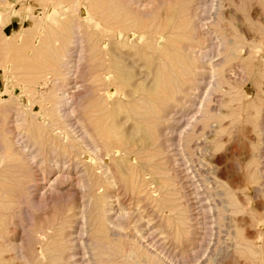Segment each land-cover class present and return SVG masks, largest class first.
<instances>
[{
    "label": "rangeland",
    "instance_id": "rangeland-1",
    "mask_svg": "<svg viewBox=\"0 0 264 264\" xmlns=\"http://www.w3.org/2000/svg\"><path fill=\"white\" fill-rule=\"evenodd\" d=\"M0 149V264H264V0H0Z\"/></svg>",
    "mask_w": 264,
    "mask_h": 264
},
{
    "label": "bare ground",
    "instance_id": "bare-ground-1",
    "mask_svg": "<svg viewBox=\"0 0 264 264\" xmlns=\"http://www.w3.org/2000/svg\"><path fill=\"white\" fill-rule=\"evenodd\" d=\"M202 3V2H201ZM183 4H185L184 2H183ZM181 6V5H180ZM77 7H79L78 5L76 6V9H77ZM187 7H188V5H187ZM187 7H184V8H187ZM202 7V6H201ZM206 8V7H205ZM174 9V8H173ZM182 9H183V7H182ZM182 9H180L181 11H183ZM205 11V10H204ZM75 12H77L76 10H75ZM185 13V12H184ZM76 15H78V14H76ZM183 15V14H182ZM189 15V14H188ZM185 16V15H184ZM184 16H183V18H184ZM171 18H172V16H171ZM186 18H187V15H186ZM186 18H184L186 21H187V19ZM169 19H170V17H169ZM181 19H182V16H181ZM180 18H178V21L179 20H181ZM183 19V20H184ZM190 20V19H189ZM80 21V20H79ZM79 21H76V22H78L79 23ZM176 21V20H175ZM182 21V20H181ZM181 21H179V22H181ZM75 22V24H74V30L78 27ZM116 22V21H115ZM188 22V21H187ZM192 22V21H191ZM190 22V23H191ZM81 23V22H80ZM183 23V22H182ZM195 23V22H194ZM184 24H187V23H184ZM177 25H180V24H177ZM184 26V25H183ZM76 27V28H75ZM192 27H194V26H192ZM192 27H191V31L193 30L192 29ZM185 28H187V27H185ZM71 29H72V27H71ZM178 29H181L180 28V26L177 28V30ZM195 29V28H194ZM76 30H78V29H76ZM187 30H189L190 31V29H187ZM176 31V30H175ZM181 30H178V32L179 33H181V35L183 36V31L182 32H180ZM77 32V31H76ZM177 32V31H176ZM175 32V33H176ZM215 32V31H214ZM74 34L75 35H77L76 33H74L73 32V36H74ZM177 34V33H176ZM186 36L185 37H187L188 35L186 34V33H184ZM193 34V33H192ZM79 36V33H78V35H77V37ZM198 36V35H197ZM192 37H194V36H192ZM204 37V36H203ZM180 38H181V36H180ZM81 39V38H80ZM188 39V38H187ZM75 40V39H74ZM79 40V39H78ZM189 40V42H190V39H188ZM72 41V45L70 44L69 46H72L71 48H69V49H65V53H66V55H64V57H63V60H62V62L60 63V67L62 68H65V70H64V72H59V73H56L55 74V79H47L46 81H48V80H52L53 81V83H54V85H52L53 86V91L50 93V95H49V97H48V99H47V101H46V103H38L39 104V112H37L35 115H33L34 116V118L32 117V119H37L38 120V122H37V127H38V132L40 133V140H41V138H42V136L45 134H43V132H42V127L44 126V125H47V126H49L50 128H51V130H53V131H58V132H60L59 131V126H58V123H56L55 124V121H56V119L54 120V122H51L50 121V123H48L49 121L46 119L47 118V112H46V110H48V111H50V112H52V114L53 113H55V114H57V113H63L64 115H62L63 117H67V118H69L70 116H72L73 114H75V111H74V96L76 95H73V93L72 94H70V90H69V84L70 83H72V79H74L75 78V76L77 75H75V73H76V69L78 68V64H79V60H80V57H77V55H76V50L77 49H79L80 47V45H79V43H80V40L78 41V43L76 44V45H79L78 47L79 48H76L77 46L75 45V43H76V40L75 41H73V40H71ZM170 41H173V40H170ZM223 41H225L224 39H223ZM176 42V41H175ZM174 42V43H175ZM181 44H183L184 45V48H185V46H186V44H184L185 42H184V39H182L181 40ZM227 42V41H226ZM172 43V42H171ZM168 44H170V43H168ZM228 44H229V41H228ZM178 45L180 46V43L178 42ZM182 45V46H183ZM82 46V45H81ZM193 46V45H192ZM192 46H190L191 47V49L192 50H194L193 48H192ZM181 47V46H180ZM193 47H195V46H193ZM225 47V46H224ZM183 48V47H182ZM200 48V47H199ZM228 48H230V47H228ZM160 49H163V48H160ZM189 49V48H188ZM80 50V52H81V48L79 49ZM191 50V51H192ZM196 50V49H195ZM200 50V49H199ZM84 51V50H83ZM190 51V49H189V51H187V52H191ZM197 51V50H196ZM201 51V50H200ZM231 51V50H230ZM229 51V52H230ZM60 52V51H59ZM157 52H159L158 54H160L161 55V52L159 51V50H157ZM174 52H175V54H174ZM186 52V53H187ZM226 52V51H225ZM228 52V53H229ZM20 53V52H19ZM62 53V52H61ZM193 53H195L194 51H193ZM197 53H199V51L197 52ZM196 53V54H197ZM201 53V52H200ZM199 53V54H200ZM204 53V52H203ZM209 53V52H208ZM79 54V53H78ZM82 54V53H81ZM93 54V53H92ZM158 54H157V56H158ZM227 54V53H226ZM231 54V52L227 55V56H229ZM62 55V54H61ZM188 55H190V56H192V52H191V54H188ZM208 55V54H207ZM199 56V55H198ZM202 56H204V55H202ZM206 56V55H205ZM226 56V55H225ZM232 56V58H233V55L231 54L229 57H231ZM60 57V56H59ZM83 57V56H82ZM172 57H173V60L175 61V63H177V64H181V65H184V63H185V61H184V59H182L181 58V56L179 55V51L178 50H176V51H174V49L172 50ZM189 57V56H188ZM200 57H201V55H200ZM228 57V58H229ZM61 58V57H60ZM92 58V57H91ZM97 58V57H96ZM192 58V57H191ZM194 58V57H193ZM197 58V57H196ZM78 59V60H77ZM94 59H95V57H94ZM240 59V58H239ZM59 60V59H58ZM203 60V59H202ZM224 60H226V59H224ZM227 60H229V59H227ZM233 60H235V58L233 59ZM90 61V60H89ZM93 61V60H92ZM163 61H164V58H163ZM166 61V60H165ZM195 61H198V59L197 60H195ZM199 61L200 62H202L201 61V59H199ZM223 61V60H222ZM188 62V61H187ZM186 62V63H187ZM234 62V61H233ZM251 62V61H250ZM195 63V62H194ZM197 63V62H196ZM252 63V62H251ZM201 64V63H200ZM222 64V63H221ZM220 64V65H221ZM34 65V64H33ZM165 65V64H164ZM187 65H188V63H187ZM194 65V64H193ZM199 65V64H198ZM202 65V64H201ZM231 64H229V66H230ZM178 66V65H177ZM217 66H219V65H217ZM225 66V65H224ZM227 66H228V63H227ZM229 66H228V68H229ZM232 66V65H231ZM163 67V66H162ZM81 68V67H80ZM173 68V67H172ZM185 68V67H184ZM204 68V67H203ZM202 68V69H203ZM213 68V67H212ZM219 68V67H218ZM217 68V69H218ZM223 68V67H222ZM221 68V71L220 72H223V70L224 69H222ZM57 69V68H56ZM196 69H197V67L195 66V67H192V68H186L185 69V73H187V74H190V75H192L193 74V72H195L196 71ZM227 69V68H226ZM193 70V71H192ZM198 70V73H199V71H201V69H197ZM219 70V69H218ZM176 72H178V71H176ZM213 73V72H212ZM98 74H100V72H98ZM177 74V73H176ZM214 74V73H213ZM212 74V75H213ZM215 74H217V73H215ZM219 74V73H218ZM217 74V75H218ZM221 74V76H222V73H220ZM103 75V74H102ZM199 75V74H198ZM201 75H202V73H201ZM161 76V75H160ZM165 76V78L167 79L168 77H166V75H164ZM194 76V75H193ZM211 76V75H210ZM220 76V77H221ZM103 77V76H102ZM170 77V76H169ZM192 77V76H191ZM77 78V77H76ZM194 78V77H193ZM196 78V77H195ZM35 79V78H34ZM162 79V78H161ZM165 79V80H166ZM174 79V78H173ZM180 79V78H179ZM185 77H184V83H185ZM198 79V78H197ZM219 79H221V78H219ZM33 80V79H32ZM168 80V79H167ZM189 80V79H188ZM187 80V82L186 83H188L189 84V81ZM193 80V79H192ZM201 80V79H200ZM45 81V82H46ZM164 81V80H163ZM183 81V80H182ZM42 82H44V81H42ZM101 82V81H100ZM193 82V81H192ZM220 82H221V80H220ZM168 83V82H167ZM199 83H200V81H199ZM48 84V83H47ZM93 84V83H92ZM162 84V83H161ZM160 84V85H161ZM180 84H181V82H180ZM187 84V85H188ZM197 84V83H196ZM217 84H219V83H217ZM74 85V84H73ZM109 85H110V83H109ZM113 85V84H112ZM168 85V84H167ZM184 85H186V84H184ZM30 86H32V85H30ZM117 86V85H116ZM170 86V85H169ZM168 86V87H169ZM197 86H199V84L197 85ZM44 87V86H43ZM42 87V88H43ZM46 87V86H45ZM91 87V86H90ZM191 87H193V85L191 86ZM37 88V87H36ZM39 88V87H38ZM160 88V87H159ZM158 88V89H159ZM162 88H163V86H162ZM189 88V87H188ZM194 88V87H193ZM41 89V88H40ZM48 89H50L49 87H48ZM71 89V88H70ZM95 89V88H94ZM98 89V88H97ZM182 89V88H181ZM180 88H179V83H178V85L175 83V82H173V85H172V89L170 90V91H175V92H178V91H180L181 90ZM160 90V94H162V92H164V91H162L161 92V89H159ZM168 90V89H167ZM168 90V91H169ZM183 90V89H182ZM185 90V89H184ZM194 90H196V88H194ZM31 91V90H30ZM37 91V90H36ZM158 91V90H157ZM189 92H190V89L188 90ZM41 92V91H40ZM97 92V91H96ZM167 92V91H166ZM183 92V91H182ZM188 92V93H189ZM36 93V92H35ZM100 93V92H99ZM170 93V92H169ZM193 93V92H192ZM89 94H91V91H90V93ZM96 94V93H95ZM98 94V93H97ZM157 94V93H156ZM171 94H173V93H170V95ZM31 95V94H30ZM167 95V94H166ZM166 95H164V96H166ZM170 95H168V96H170ZM37 96V95H36ZM42 96V95H41ZM167 96V97H168ZM171 96H173V95H171ZM186 97H187V93H186V95H185ZM184 96V97H185ZM189 96V95H188ZM88 97H90L89 95H88ZM87 97V98H88ZM162 97V96H161ZM167 97H165V98H167ZM183 97V98H184ZM186 97H185V99H186ZM33 98V97H32ZM39 98H40V96H39ZM155 98H157V97H155ZM163 99V102H164V100H167V99ZM179 98V97H178ZM177 98V99H178ZM194 98H196L195 96H194ZM203 98V97H202ZM158 99H160V100H158L159 102H162V99L161 98H158ZM171 98H169L168 97V102H170L171 100H170ZM178 100H180V99H178ZM178 100H176V101H178ZM86 101V100H85ZM98 101V100H97ZM156 102H157V99L155 100ZM175 101V102H176ZM183 101H185L184 99H182V101L181 102H183ZM19 102V101H18ZM166 103H168L167 101H165ZM95 103V102H94ZM188 103V102H187ZM80 104V103H79ZM87 104V103H86ZM92 104V103H91ZM178 104V103H177ZM185 104V103H184ZM189 104V103H188ZM217 104V103H216ZM167 105V104H166ZM181 105H183V103L181 104ZM133 106V105H132ZM131 106V107H132ZM186 106V105H185ZM160 107H162V106H160ZM156 108V107H155ZM155 108H153L154 110H155ZM175 108H177V105H176V107ZM162 109V108H161ZM172 109V108H171ZM204 109V108H203ZM205 109H206V107H205ZM75 110H76V108H75ZM173 110V109H172ZM208 110V108L206 109V111ZM74 111V112H73ZM94 111V110H93ZM156 111V110H155ZM162 111V110H161ZM174 111V110H173ZM205 111V110H204ZM83 112V111H82ZM81 112V113H82ZM90 112V111H89ZM124 112V111H123ZM158 112V111H157ZM3 113V112H2ZM26 113V112H25ZM41 113V114H40ZM80 113V114H81ZM92 113V112H91ZM158 114H159V112H158ZM161 114V113H160ZM159 114V115H160ZM175 114V113H174ZM26 115V114H25ZM76 115V114H75ZM169 115V114H168ZM172 115V114H171ZM20 116V115H19ZM29 116V117H30ZM54 116V115H53ZM61 116V117H62ZM74 116V115H73ZM158 116V115H157ZM207 116V115H206ZM16 117H18V116H16ZM48 117H50L49 115H48ZM75 117V116H74ZM74 117H72V119L74 118ZM160 117H161V115H160ZM160 117H158L159 118V120H160ZM71 118V117H70ZM81 118V117H80ZM84 118V117H83ZM173 118V117H172ZM216 118V117H215ZM19 119V118H18ZM27 119V118H26ZM161 119H162V117H161ZM164 119V118H163ZM36 120V121H37ZM61 120V119H60ZM96 120V119H95ZM94 120V121H95ZM146 120V119H145ZM148 120H152L151 118L150 119H148ZM147 120V121H148ZM155 119H153V121H154ZM258 120V119H257ZM14 121H16V120H14ZM25 121V120H24ZM59 121V120H58ZM62 121V120H61ZM75 121H78L77 119L75 120ZM81 120H79L78 122H80ZM152 121V122H153ZM171 121V120H170ZM77 122V123H78ZM84 122V121H83ZM88 122V121H87ZM86 122V123H87ZM101 122V121H100ZM142 122V121H141ZM150 122V121H149ZM151 122V123H152ZM205 122V121H204ZM144 123V122H143ZM153 123H156V122H153ZM14 124V123H13ZM93 124H94V122H93ZM23 125H25V124H23ZM88 126V125H87ZM146 126V125H145ZM147 126H148V124H147ZM146 126V127H147ZM24 127V126H23ZM84 127V126H83ZM155 127V126H154ZM153 127V128H154ZM21 128V127H20ZM26 128V127H25ZM92 128V127H91ZM143 129H144V126L142 127ZM148 128H149V126H148ZM153 128H151L150 127V129H152V130H154ZM171 128H173V127H170V129ZM210 128V127H209ZM60 129H62V128H60ZM201 129V128H200ZM30 130V129H29ZM82 130V129H81ZM175 130V129H174ZM174 130H172V131H174ZM25 131H26V129H25ZM24 131V132H25ZM104 131H106V130H104ZM148 131V130H147ZM150 131V130H149ZM31 132V131H30ZM57 132V133H58ZM154 132V131H153ZM171 132V131H170ZM26 134L25 135H28V133L27 132H25ZM61 133H63V131L61 132ZM20 134V133H19ZM21 134H23L24 135V133H21ZM20 134V135H21ZM49 134V133H48ZM87 134V133H86ZM85 134V135H86ZM20 136L19 138H18V141L17 142H19L20 143V153L22 154L21 156H23V155H25L26 156V152L27 153H29V150H27V149H29L30 147V145H28L29 144V142L26 144V139H28L26 136ZM83 135V134H82ZM104 135V134H103ZM154 135H156L155 133H154ZM29 136V135H28ZM49 136V135H48ZM63 136V135H62ZM86 136H88V135H86ZM105 136V135H104ZM111 136V135H110ZM90 137V135L88 136V138ZM96 137V136H95ZM112 137V136H111ZM154 137H156V136H154ZM63 138V137H62ZM82 138H83V136H82ZM92 136L90 137V139H88V141H92ZM106 138V137H105ZM9 139V138H8ZM103 139V138H102ZM112 139H114V138H112ZM156 139H157V137H156ZM156 139H154V141L156 140ZM84 140H86L87 141V139H85V137H84ZM110 140H111V138H110ZM112 141V140H111ZM110 141V142H111ZM105 142V141H104ZM109 142V141H108ZM115 142V141H114ZM106 143V142H105ZM119 143V142H118ZM152 143H154L153 141H152ZM94 144V143H93ZM108 144V143H107ZM113 144V143H112ZM34 145H36L35 143H32V145L31 146H34ZM109 145V144H108ZM120 145V144H119ZM166 145H167V143H166ZM95 146V145H94ZM94 148V147H93ZM178 148V147H177ZM92 149V148H91ZM44 150V149H43ZM67 150V149H66ZM105 150V149H104ZM128 150V149H127ZM37 151H39V147L36 149V152ZM95 151H96V149H95ZM67 152H69V151H67ZM4 152H2V150L0 149V158H1V161L3 162V161H5V156H4V154H3ZM50 153V152H49ZM95 154V153H94ZM31 154H29V156H30ZM12 157L13 156H15V155H11ZM18 156V155H17ZM20 156V157H21ZM24 157V156H23ZM16 158V157H15ZM14 159V158H13ZM20 159H23L22 157L20 158ZM15 160V159H14ZM15 162V161H14ZM21 162V161H20ZM74 162V161H73ZM19 163V162H18ZM49 163V162H48ZM13 164H15V163H13ZM20 164V163H19ZM34 164V163H33ZM48 168V167H47ZM60 169V164L58 163V161H56V162H52V164H50L49 165V168H48V170L47 169H45V171H46V173L47 174H41L42 176H40L42 179H41V184H43L44 182V180L46 179L45 178V176L47 177V179H48V177L50 176V174H53V173H55V172H60V176H64V173L65 174H67L66 173V171H60L59 170ZM64 169V168H63ZM62 169V170H63ZM148 170V169H147ZM14 174V173H13ZM83 174V173H82ZM58 176V175H57ZM34 178V177H33ZM61 178V177H60ZM65 178V177H64ZM66 178H69V177H66ZM13 179H15V178H13ZM16 180V179H15ZM12 181V180H11ZM53 183V182H52ZM40 184V185H41ZM55 184V183H54ZM22 185V184H21ZM24 186H26V185H24ZM37 186V185H36ZM9 188V187H8ZM12 188V187H11ZM15 188V187H14ZM40 188V187H39ZM52 188V187H51ZM20 190V189H19ZM37 190V189H36ZM11 191V190H10ZM89 191V190H88ZM5 193H7L6 191H4ZM16 192V191H15ZM52 192V191H51ZM23 194V193H22ZM4 196V195H3ZM4 203V202H3ZM5 220V219H4ZM4 222V221H3ZM67 229V228H66ZM58 231V230H57ZM51 232V231H50ZM53 232V231H52ZM66 232V231H65ZM43 239V238H42ZM53 239V238H52ZM56 241H58L59 242V240H56ZM56 241H54V242H56ZM120 245V244H119ZM118 245V246H119ZM121 246V245H120ZM51 247V246H50ZM52 247H53V245H52ZM60 249V248H59ZM21 251V250H20ZM43 251V250H42ZM218 252V251H217ZM42 257V256H41ZM42 259H43V257H42ZM42 261V260H41Z\"/></svg>",
    "mask_w": 264,
    "mask_h": 264
}]
</instances>
